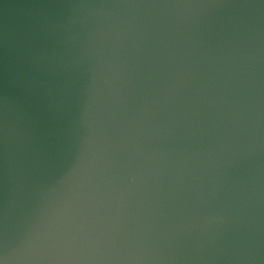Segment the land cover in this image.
<instances>
[{"label": "water", "instance_id": "1", "mask_svg": "<svg viewBox=\"0 0 264 264\" xmlns=\"http://www.w3.org/2000/svg\"><path fill=\"white\" fill-rule=\"evenodd\" d=\"M0 264H264V0H0Z\"/></svg>", "mask_w": 264, "mask_h": 264}]
</instances>
